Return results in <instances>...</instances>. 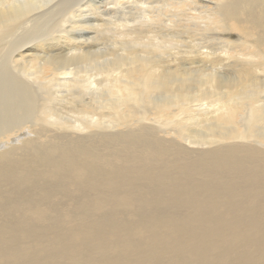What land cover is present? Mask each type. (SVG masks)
<instances>
[{"label": "bare ground", "instance_id": "6f19581e", "mask_svg": "<svg viewBox=\"0 0 264 264\" xmlns=\"http://www.w3.org/2000/svg\"><path fill=\"white\" fill-rule=\"evenodd\" d=\"M95 1L86 0L91 2L92 16L77 22L97 21L96 27L110 23L108 29L114 30L117 35L115 42L123 38L119 43L122 53H110V59L91 56L86 46L81 49L79 43L72 41V37L67 38L61 33L70 22V14L67 18L55 20V17L67 10L66 0H0V140L10 142V135L24 127L31 132V137L35 132L43 137L40 130L44 126H55L67 132L72 128L85 132V135L75 138H72L73 133L77 134L74 131L71 137H54L52 134L46 137L47 142L43 143L44 147L41 146L47 153L56 151L58 159L53 154V162L46 158L40 145L36 147L31 143V137L17 142L16 146L10 144L8 150L1 153L0 206L4 204L3 208L26 211L32 217L42 218L48 209L41 208L42 205L56 201L59 199L57 197H68L63 211H67V215L75 213V221L68 223V226L76 225L70 235L80 237L77 241L83 245L80 250L84 254L82 258H77L79 254L74 251L76 256L71 264H264V150L246 144L255 139L260 146H264V131H261L264 130V106L257 104L264 98L261 97V94L264 95V85L260 86L249 78L247 70H233L239 73L236 74L237 78L231 75L230 81L220 73L201 72L203 81L197 69V73L193 70V74L196 73L199 80L197 78L195 85L189 86L183 71L175 68L179 67L177 62L176 66L173 63V68L168 66L167 60L163 63L156 58L160 56L161 44L180 41L177 35L170 32L164 35L168 30L162 32L164 34L159 38H154L155 42L150 44L148 54H145L147 56L139 55L134 47L144 45L140 28L161 23L167 28L184 29L194 21L195 25L203 24L205 30L225 27L250 35L252 30L257 29L260 34L256 37V43L264 49V0L144 1L135 7L137 11L133 18L125 17L124 9L140 0H100L102 5L97 4L99 2L95 4ZM109 4L114 8L101 10ZM187 5L196 6L198 13L183 19L174 12L175 8ZM67 12L74 15L72 11ZM109 13L114 14L109 19L102 18ZM52 32H56L57 36ZM53 40H64L75 45L73 48L71 46L73 55L61 56V65L55 67L54 70L60 72L58 77L50 79L52 89L40 82L48 73L49 65H53V59L28 53L36 46L40 50L50 46ZM197 41L199 43L201 40ZM113 50H116L115 46ZM40 52L44 54V51ZM16 56L20 61L29 57L30 61L19 67L20 61L14 60L12 66L8 65L7 72V57L11 59ZM256 67L253 64L249 71H254ZM13 70L20 76L24 74L22 78L26 77L28 81H17V77L11 76ZM191 71L188 70V73L193 79ZM197 101L199 108L193 105ZM35 108L37 112L33 110ZM209 108L213 109L211 116ZM244 112V117L239 121L238 116ZM150 113L157 114L153 116L157 122L173 117L164 123H174L171 126L177 128L174 131L177 137L167 132V136L159 137L158 142H151L145 135L146 131L152 134L149 124L146 126L151 130L141 124L136 133H122L120 137L116 134H97L100 127L106 128V125L103 127L106 122L120 129L118 131L116 128L115 133L123 132L121 129L125 126L128 129L132 127L131 121H136V118L147 120ZM199 122H208L201 125L202 137L201 133H197V127L200 130ZM100 123L103 125L100 126ZM95 125L99 127L92 130ZM32 126L37 128L33 129ZM221 127L224 130H218ZM92 133L97 134L98 140L94 139L93 142L90 139ZM192 137L198 140L194 141ZM182 140L205 149L187 148L181 145ZM237 140L244 142H235ZM213 143L224 145L227 152L217 147L206 149ZM172 150L176 151L170 153ZM12 151L30 154L31 158L11 164L17 158ZM188 151H198L203 155L189 161ZM168 156L172 157L171 160H167ZM110 157L118 160V164L114 162L116 166L111 165ZM36 159L41 165L34 163ZM138 159L145 160L144 166L134 165ZM91 160L95 163L90 164ZM120 160L127 164L120 166ZM208 160L222 164L223 172H236L238 179L235 180V173L230 174L228 183L223 187L207 184L195 188L185 185L181 177L176 178L174 186L166 182L168 176L165 172H170L172 166L180 174L213 172L207 168ZM102 166L106 167L103 173L99 172ZM72 169L74 180L70 176ZM42 176L57 178L56 185L42 187L37 184L36 187ZM140 178L145 180L140 182ZM6 183L8 186H5ZM14 184L23 186V190H17ZM34 191H37L36 199L32 196L30 199ZM73 191L78 192L71 195ZM258 198L260 203L255 204L254 200ZM45 201L47 203H41ZM93 206H105L111 211L128 206L134 210H131L132 215L128 220L120 219V215L112 212L102 220L90 219L88 212ZM17 217L15 215V220ZM11 233L23 239L22 245L27 243V246H31L30 253L5 241L0 252V264H60L58 254L62 248L58 249V240L61 235L50 234L36 227L22 228L19 224L12 226ZM13 237L6 236V231H0V242ZM56 241L57 244H53ZM48 242L47 247L39 248ZM33 245L39 249L35 246L32 248ZM65 247L63 249H69Z\"/></svg>", "mask_w": 264, "mask_h": 264}, {"label": "rangeland", "instance_id": "374dc122", "mask_svg": "<svg viewBox=\"0 0 264 264\" xmlns=\"http://www.w3.org/2000/svg\"><path fill=\"white\" fill-rule=\"evenodd\" d=\"M104 1H109V0H104ZM144 1L154 2V1H157V0H140L138 2L137 1H134L135 3L133 2V3L129 4L128 7H126L124 9L123 15L125 17H128V18L135 17V12L137 11L135 9V7L139 6V4L142 3V2H144ZM197 1L203 2V0H197ZM66 2H67V4H66L67 5V10L64 11V12H62L61 14H59V15H57L55 17V20H57L59 18H67V16L70 14L68 16V17H70V18H68L70 20V22L67 23L64 26V31H61V33L63 35H65L67 38H69V37L71 38L72 37V41L74 43H79L81 49H84L85 46H86L85 49H86L87 53L89 51L91 52V56L96 55L97 57H102L104 59H110L111 58L110 55H109L110 53H122V47H121V44H119V43L122 42V39L123 38L118 43L115 42L117 40V35H116V33H114V30L108 29V26H109L110 23L108 24L107 22H105L103 24V26L105 28H102L103 26H99V27H96L95 26V24H96L97 21H91L90 20V21H86V22H83V23L77 22L78 20H86L85 19L86 17L88 18V17L92 16L91 15L92 7L90 6L91 2H86V0H66ZM97 2H99V3H97ZM96 3L102 5V3H100V0H96L95 1V4ZM71 4L74 5V6H71ZM79 4H82V5L79 7ZM133 6H134V8H133ZM187 6H189V7H187ZM187 6L181 7V8H178V9L175 8L174 9V12L180 14L183 19L190 18L193 15H196L198 13V9H196V6H194V5H187ZM59 8L60 7H57L58 10H61ZM105 8H107V9L109 8L110 9V8H114V6L112 4H109L107 6L102 7L101 10H103ZM190 8H191L192 11L190 10ZM77 9H79V11L74 12ZM175 10H177V11H175ZM67 11L74 12V15L72 13H68ZM113 14L114 13H111V14L109 13L108 15H104L102 18L109 19L110 17H112L111 15H113ZM116 16H118V15H116ZM119 16H121V14H119ZM190 23H191V25L189 27L184 28V29H182V28H179V29L167 28V27H164L161 23L160 24L153 23L149 27L140 28L141 31H139V32H141V33H139V32L138 33L140 35L142 34L141 35V38L144 40V45L145 46L142 45V44H137V45H134V47L137 49V53L139 55H141V56H147L145 54H148L147 51H149V49H150V46H151L150 44L153 41L155 42V39L154 38L155 37H158L159 38V36H162L168 30V32L166 34H164V35H167L170 32V34L177 35V37H178V39L180 41H178V42H172V43H164V44H161L160 45L161 48L159 47L161 53L158 54L160 56H158L156 58H158L159 60H161L163 63L167 60V62L169 64L166 63L165 65L168 64V66H172L173 68H174V64L176 66V62H177V66H179V67H175V68H178V70H180V71L182 70L183 71L182 73H184V75L186 76V79H188V81H189V82L187 81V83H188L189 86L190 85H192V86L195 85V83L199 80V77H197L198 78V80H197L196 75L197 74L200 75L201 72L208 73V72L211 71V72H214V73H220L221 76L222 75H225V76H223V78L225 80L230 81L231 80V75H234V77L237 78V75L236 74L239 73V72L237 73V72H235L233 70H236V71L237 70L238 71L240 70L241 72L247 70L249 78H251L255 82L259 83L260 86H263L264 85V65H263L264 64V49L261 48V47H258V45L256 43L257 38H258V36L260 34V32L257 31V29L252 30L251 33H250V35H249V34H246L245 32H242V31H239V30H235V29L234 30L233 29H229V28L227 29L225 27H221V28L215 27V28H217V30H213V29H215L214 27H213V29H212V27H209L207 30H205L204 27H203V24H201L202 25L201 26V25H198L200 23H196V25H197V28H196V25L194 24V21H191ZM89 24H94V26L89 25ZM100 27L102 29H100ZM224 29L226 31L225 33H223V30ZM230 30H232V31H230ZM214 31H220V33L219 32H217V33L215 32V34H214ZM56 32H58V30ZM56 32H52V34L54 36H57V33ZM162 32H164V33H162ZM200 32H201V34H200ZM199 34H200L201 38H200ZM252 36H254V37H252ZM215 39H217V40H215ZM197 40H201V41L203 40V41L202 42L200 41L198 43ZM196 42H197V44H196ZM74 43L70 42V44H69V42L68 43H67V41L64 42V40H60V41H54L53 40V41H51L50 46L45 47L42 50H40L41 49L40 47H38V48H37V46H36V48L33 47L35 49L32 50L28 54H31V53H32V55H38L39 54L38 56L40 58L41 57L42 58L48 57V58H52L53 59V65H51V64L49 65V67H48L49 69L47 70L48 73L47 72L45 73V75L43 77L44 79L42 78V81L41 82L39 81L40 83H43L44 85H48L52 89L54 88L51 85L52 83H50V79L53 80L56 77H58L59 76L58 73L60 72V71H56L54 69H55V67L56 68H59V66L61 65L60 60L62 59V57H65V55L66 56L73 55L72 48L75 45ZM31 45L32 44H29V46H31ZM178 45L181 46V47H179ZM60 46H61V48H60ZM71 46H72V48H71ZM114 46H115L116 50H113ZM117 46L120 47V48H117ZM172 46L175 49L174 48H171ZM182 48H184V50ZM120 49H121V51H120ZM261 49L263 50V52L261 51ZM40 51H44V54H42ZM164 51H166V53ZM173 51L176 52L177 54L174 53ZM203 52H207V53H205L206 55ZM51 53H53V54L51 55ZM152 54H155V53H152ZM187 54H189V56H186ZM9 56L11 57V55H8V57ZM8 57H7V61H6V63H7V72H8V65H11L12 66V63H13L14 60L20 61L18 59V56L14 57V58H11V59L8 58ZM58 57H59V59H58ZM212 60L215 63H217V64H215ZM29 61H30V58L29 57L23 59L22 61H20L19 67L23 66L24 64L28 63ZM195 61L197 63H195ZM202 62L205 65H203ZM221 62H224V64L221 63ZM218 63H220V64H218ZM225 63H227V64H225ZM195 64H198V65H195ZM253 64L256 65L257 67L255 68L254 71H249L250 67L253 66ZM201 65H203V66L201 67ZM188 66H189V68H188ZM197 67H199V68H197ZM232 68H234V69H232ZM186 69H187V71H186ZM197 69H199V70H197ZM226 69H228L227 70L228 73L225 71ZM188 70H190V71L192 70L191 73H190V75L192 74L194 76L193 79L189 76ZM193 70H195V71L197 70V71H199V73H197V71H196L197 74L195 73V75H194L193 74V72H194ZM4 72L6 73V71H4ZM49 72H51V74ZM182 73L180 72V74H182ZM11 76L17 77L18 78L17 81L22 82V83H25V82L28 81V80H26V77L25 78H22L23 76H25L24 74L20 76L14 70H13V73L11 74ZM50 76H52V78H50ZM200 78L204 81V76L203 75H200ZM191 79L193 80L192 82H191ZM45 82H47V83L49 82V84H47ZM111 82H112V80H111ZM192 83H194V84H192ZM249 89L252 90V91L256 90V88H249ZM261 95H262L261 97L264 96L263 94H261ZM261 99L262 100H260L257 104L258 105H261V106H264V98H261ZM193 105L194 106L197 105V108H199V101H197L196 104L194 103ZM194 106H192V107H194ZM33 110L34 111L36 110L35 112H37V109L36 108L33 109ZM212 110L213 109L210 110V108H209V114H210V115L208 114L209 116H211V115L214 114L212 112ZM93 112L95 113V110H93ZM245 112L243 114H240L238 116V118H240V119H238L239 121H241V119L244 117ZM156 115L157 114L151 115V113H150L149 114L150 117H148L147 120H141L140 118H138V119L136 118V121L133 120V121H131L132 123L130 122L132 127H129V129H128L125 126L124 129L123 128L121 129V130H123V132H118V133H115L114 132L116 130V128L118 130V127L117 126H115V127L114 126H111V125H109L106 122V123H104V126H103V127H105V125H106V128L100 129V128H102V127H100L97 130L98 132L95 130V133L97 132V134H99V135L101 133H106L107 135L116 134L117 137H120L122 133H128V134L136 133V130H138L137 128H139L141 126V124H142V126L145 125V127H147L149 129V127L146 126V125L149 124L150 126H152V130L149 129V130H151L152 134L150 133V135H149L148 131H146L145 132V135H147V138L146 139L149 140V141H151V142L152 141L158 142L159 137H165V136H167V132H169L168 135H170V132L174 133L175 129H177V128L175 127V125H172L171 126V124H174V123H169L168 125L164 123L165 121H168L169 122V120H171L173 117L172 118L169 117L170 119H168V117H167L166 119H163L164 120L163 122L162 121H158L157 122V120H155V118L153 117V116H156ZM137 120H140V123H139V121L137 122ZM208 122H203L202 124L208 123ZM130 123H129L128 126H130ZM133 123L134 124L136 123V124L134 125ZM100 124H99L100 126L103 125L102 123H100ZM202 124H201V122H199L200 130H199V127H197V130H198L197 133H201V137H202V127H201ZM99 125H98V127H99ZM228 126H231V124H229ZM47 127H49V128H47ZM47 127L44 126L40 130V133L42 134V136L44 135L43 137L38 136L36 132L31 137V132L24 127L21 130H19L17 133H15V134L13 133V134L10 135V139L8 140L10 142H7V140H5V139H1L0 140V161L2 159L1 153L4 152V150H8V146H10V144H11V146H16V145H18L17 142L20 143V142H22L24 139H26L28 137H31V139L33 140L31 143H33L34 146L40 147L41 145L42 146L45 145L43 143H46L47 142L46 137H50L51 134H52L51 136H54V137H57V136H60V135H65V136H70L71 137L72 136V132L74 131V132H77V134L76 133H73L72 138L73 137L75 138V137H78V136L85 135V132L78 131L75 128H72L73 130L72 129H68L69 132H70V134H69V132H67L66 130H64V129L61 130V128L58 129L55 126H47ZM98 127L95 125L92 128V130H94L95 128L97 129ZM31 128L34 129V128H37V127L32 126ZM54 128H56V129H54ZM170 128H172V129H170ZM193 128H195V127H193ZM143 129H145V128H143ZM63 130H64V132H63ZM218 130H224V128L221 127V128H218ZM61 131L63 133H60ZM261 131H264V130H261ZM49 132H50V134H49ZM95 133H92L89 136L90 139L93 142H94V139L98 140V136ZM175 136L177 137L176 134H175ZM17 137L18 138L20 137L19 138L20 140ZM109 137L110 136H108V138ZM192 138L191 139L194 140V141H197L198 140L197 138H194V137H192ZM16 139L19 140V141H17ZM4 141H6L9 145L6 144V143H4ZM235 142H239L240 143V142H244V141L237 140ZM248 142L246 144L250 145V147L255 148V149L256 148L257 149L258 148H261L262 150H264V146H260L258 144V142H255V139L250 140L249 143ZM187 143H189V142L188 141H185V140H182L181 141V145H183V146H185L187 148L190 147L191 149H194V148L196 149V147H197V149L200 150V151L205 149V147L203 148V146H201V145H197L195 143H192V144L189 143L191 145V146H189V144H187ZM255 143H257V144H255ZM42 146L40 147V148H42V151L43 152L47 151L46 149L44 150V148H43L44 146L43 147ZM27 147H31V146L30 145H27ZM198 147H200V148H198ZM215 147L220 148L223 152H227V150L225 149V146L222 145V144H220V143H213L211 145H208V146H206V149L215 148ZM118 148H121V147H118ZM175 151L176 150H172V151H170V153L175 152ZM12 152H14L16 154L15 156H17V158H15L11 162V164H14V163H17V162H20V161H24V160H26V158H27V160L31 158L30 154L21 153V152H18V151H12ZM47 152H45L44 154H45V156H46V158L48 160L50 159L51 162H53V159L55 161V157H56V159H58V154L55 153L56 151L54 153H52V152L47 153ZM53 154L55 155V157H54ZM125 154L127 155L128 153H125ZM122 155H123V153H122ZM202 155L203 154L201 152H198V151H188V160L189 161H194V160L200 158ZM27 156H29V157H27ZM52 157H54V158H52ZM171 158L172 157L168 156L167 157V160H171ZM110 159H112V160H110ZM110 159H109V162L111 163V165L116 166V164H115L116 162L118 164V160L116 158L114 159V157H110ZM120 161L122 162V163L121 162L119 163L120 166H123L124 164L125 165L127 164V163L123 162V160H120ZM144 161L145 160H143V159H140V160L138 159V160H136V162L134 163V165L137 164L138 166H142L145 163ZM89 162H90V164L95 163L92 160L89 161ZM208 162H209V165L207 166V168L208 169H211L213 172H202L199 175H195L192 172H188L186 174H180V173L176 172V169L172 166V168L170 169V172H165L167 174V176H168V179L166 180V182L169 185L174 186L177 183L176 178L181 177L182 178V181L184 182L185 185H187V186H194L195 188L196 187H204L207 184L215 185L217 187H223L225 184L228 183L227 182V179L230 176V174H234L235 173L237 175V177L235 178V180L238 179V174L236 172H233V171L223 172V170H222L223 169L222 164H220V163H211L209 160H208ZM34 163L41 165V163L38 160H37V162H34ZM153 163L156 164V162H153ZM92 167L95 168V165H92ZM105 169H106V167L105 166H102L101 167V170H99V172H102L103 173L105 171ZM73 170L74 169H72L70 176L74 180L75 177H73V173H72ZM152 173H154V172H152ZM44 177H45V179H44ZM60 178H61V182L63 183V177H61V175H60ZM144 180H145V178H140L139 179L140 182H143ZM56 183H57V178H51V177L49 178L48 176H42L41 179L39 180V182L35 184V186L37 187L38 186L37 184H39L42 187L43 186L44 187H47V186L51 187L52 185L55 186ZM16 184H18V183H16ZM16 184H14L13 186L17 190L22 191L23 190V186L22 187L21 186L18 187V185H20V184H18V185H16ZM244 185H246V183H244ZM5 186H8V183H6ZM36 192L37 191H34L33 193H31L30 199L36 195ZM76 192H78V191L71 192V195H76L77 194ZM35 197H34V199H36ZM57 198H59V199H57L56 201H52L51 200L50 203H47V201L41 202L42 204L43 203L44 204L47 203L45 205H42L41 208L48 207V209L46 210L47 213H45V215L42 218H36L35 216L32 217L30 214L29 215L26 214V211L23 213L22 211H19L18 209H14V208L13 209H11V208L10 209H6V207L3 208V206H5L4 204L1 205L0 206V231H6V236H14V237L13 238H8V239L0 242V245H1L0 246V252L3 251V249H2L3 248V245H5V243H6L5 241H7L10 244H12L11 246H15L17 248L18 247L19 248L20 247H23L24 250L26 249L25 251H27L28 253H30L31 246L30 245L27 246V243H26V245L25 244L22 245L23 239H20V237H17L16 236L17 234L12 235V233H11L12 226H14L15 224H19L22 228L36 227V228H39L40 230L47 231L50 234H58V235H61L62 237L60 238V240H58L59 241V247H58V249L59 248H62V250L58 254L59 255V259H60V264H69V263L71 264V262L73 263V259H75L74 256H76L74 251L77 252L76 253L77 255L79 254V256H77V258L78 257L79 258H82L84 256V254H82L83 251L80 250V249L83 248V245H81L77 241L80 237L79 236H76V235H70V233H72L74 231L76 225H74V227H72V225L69 224V226H68V223H71V222H74L75 221V218L73 217V215H75V213L74 212H70L67 215L66 213H68V212L67 211H65V212L63 211V208L66 207L65 206V204H66L65 202L66 201L68 202V200H67L68 197H63L64 199H62L60 197H57ZM254 203L255 204H259L260 203L259 198L256 199V200H254ZM120 208H121V210H120ZM132 208L133 207H128L127 206V207L124 208V207H121L120 206V207H117L115 210L111 211V209H108L105 206H98L97 208L95 206H93L92 210L88 212V218L102 220L103 217L109 216L110 213L112 212V214H115L116 216L120 215V216H118V218L123 219V220H128V217L130 218L131 215H132L131 210H134V208L133 209ZM16 211H19V213L17 212L18 214H16ZM169 211H171V210H169ZM137 212H138V210L135 213H137ZM20 214L22 215V218H21V215ZM70 214L72 215V217H71ZM15 215L18 216L17 217V220H15L16 219L15 218ZM69 229H71V230H69ZM67 235H70V236H68L67 238L63 237V236H67ZM58 241H56L53 244H57ZM31 242L32 241H30V243ZM74 242L75 243L77 242L76 245L74 244ZM35 243L37 244V242H32V244H35ZM40 243H45V242H42L41 241ZM48 245H49V242L46 245L39 246V248L40 247L41 248H44V247H47ZM69 245H75V246H72V248L70 246V248H69L68 247ZM34 246L35 245H33L32 248ZM77 246H78L79 249L77 248V250H76L75 248ZM63 247H65L66 249L69 248L70 250L72 249L71 251H73V252H71L69 249H68L69 250V252H68V250L63 249ZM34 248H37V246H35ZM39 248H37V249H39ZM78 250H80V251H78ZM66 251L68 252V254H67ZM70 252L73 254V256H71ZM56 253H57V251H56ZM38 258L39 259H45L43 257H38ZM67 261H69V262L67 263ZM27 262L28 261L26 260L25 263H27Z\"/></svg>", "mask_w": 264, "mask_h": 264}]
</instances>
